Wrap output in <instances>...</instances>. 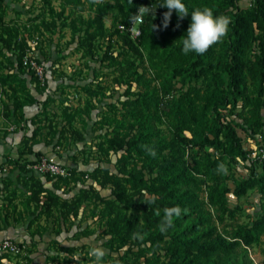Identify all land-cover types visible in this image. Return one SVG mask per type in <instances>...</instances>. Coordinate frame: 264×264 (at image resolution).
Returning <instances> with one entry per match:
<instances>
[{
	"label": "trees",
	"instance_id": "trees-1",
	"mask_svg": "<svg viewBox=\"0 0 264 264\" xmlns=\"http://www.w3.org/2000/svg\"><path fill=\"white\" fill-rule=\"evenodd\" d=\"M239 1L182 0L189 14L179 19L173 10L165 28V0H102L99 4L73 0L81 10L87 3L95 10L87 29L96 28L87 33L88 39L105 35L110 15L111 35L116 33L127 51L147 63L140 71L136 60L127 58L124 65L105 53L129 89L140 88L134 98L123 102L120 117L114 115L105 134L107 155L121 152L118 173L101 166L93 172L102 187L112 189L109 198H101V216L108 218V244L119 247L111 251L120 256H110L105 264H121L131 254L145 257L146 264H158L160 251L169 257L167 264H254L248 249L264 243V205L261 215L240 222L241 208L230 206L229 195L240 199L256 190L264 199V169L249 162L250 149L240 134L260 137L258 146L264 145V0H253L246 9L239 7ZM2 3L0 51L17 38L16 32L3 28ZM149 3L157 6V12L145 18L141 36L132 39L121 34L119 26L130 23V16ZM204 7L211 8L214 16L230 18L228 32L205 54L185 55L180 38L186 37L191 12ZM25 74L20 72L14 80L26 93L27 100L17 97L16 102L23 117L24 107L40 105L27 88ZM143 146L154 149L156 156ZM27 153H32V146L23 152ZM27 159L23 157L21 165ZM220 164L226 166V174L218 171ZM89 191L82 189L71 205L87 201ZM175 206L188 211L174 217L173 226L161 233L158 226L164 209ZM71 215L76 217L78 208ZM262 252L264 264V248Z\"/></svg>",
	"mask_w": 264,
	"mask_h": 264
},
{
	"label": "rangeland",
	"instance_id": "rangeland-1",
	"mask_svg": "<svg viewBox=\"0 0 264 264\" xmlns=\"http://www.w3.org/2000/svg\"><path fill=\"white\" fill-rule=\"evenodd\" d=\"M72 2L73 0H3V28L12 33L16 32L17 38L10 47H4L0 51V130L10 131L9 129L14 128L15 131L19 127L24 129L29 121H32L35 133L33 137L24 138L25 150L35 145L36 135L48 144L55 143V148L60 146L61 149L57 151L67 152L68 148L73 150L78 146L75 155L86 165L85 168L80 170L56 163L43 155L33 158L31 162H24L20 167L21 177L23 182L28 183L36 181V176H42L29 168L41 158L66 168L68 175L64 177L43 176L53 182L55 189L48 206L52 208V216L63 219L67 222L66 225L71 223V218L80 220V227L82 223L87 224L84 230L72 235L73 240L77 241L76 246H53L55 248L52 251L53 256L49 257V264H92L88 252L93 246L104 249L105 264L111 261L110 256H120L111 251L119 247L111 248L108 244V218L101 216L104 208L101 198H109L112 189L109 185L102 187L101 180L94 178L93 172L101 166L118 173L117 157L121 152L107 155L105 150L109 145L105 134L111 130L110 123L114 115L120 117L123 102L129 96L134 98L140 91L136 85L129 89L128 84L121 79L122 73L109 65L105 53L117 57L122 62L127 58L136 60L140 71V66L147 63L142 58L136 59L137 56L127 51L128 47L116 33L111 35L114 29L110 15L106 17L105 35L95 40L88 39L87 33L91 34L96 28L95 26L87 29L89 20L95 17V10L88 3L84 10H81ZM252 2L253 0H240L238 5L246 9ZM120 33L122 34L121 31ZM28 54L45 67L44 83L24 66L23 58ZM20 72L26 73L24 78H27V74L32 77L30 83H35L39 98L43 100L39 101L40 105L46 106L33 120L23 117L16 109L17 97L27 100L26 93L20 91L18 82L14 81L18 80ZM49 80L53 81L51 85ZM15 90H18L17 93ZM240 134L246 149L258 147L260 137L254 139L241 131ZM240 169L243 174L248 173L247 168L241 166ZM11 183L13 181L7 182L6 185L10 186ZM78 184L81 187H78ZM230 186L234 188L232 182ZM82 189L90 190L88 200L82 204L71 205L70 202L74 203L75 197ZM58 190L63 193L62 197L56 193ZM30 191L32 195H36L44 190L38 185H32ZM8 194H12V190L8 189ZM229 202L232 208H241L240 222H249L255 215H261L264 205V199L256 190H250L240 199L231 193ZM74 207L78 208L76 217L71 215ZM59 211L63 218L59 217L60 213L56 215ZM263 248L264 243L248 249L254 264H261ZM158 254V264H167L170 261L165 252L160 251ZM129 258L128 261H120L121 264L147 263L143 256L131 254Z\"/></svg>",
	"mask_w": 264,
	"mask_h": 264
},
{
	"label": "crops",
	"instance_id": "crops-1",
	"mask_svg": "<svg viewBox=\"0 0 264 264\" xmlns=\"http://www.w3.org/2000/svg\"><path fill=\"white\" fill-rule=\"evenodd\" d=\"M51 71V69H50ZM26 84L30 94L38 101L39 90L35 83H30L31 76L27 74ZM53 83L49 80V84ZM45 102V101H44ZM46 108V106L33 104L24 107L23 113L27 119L33 118ZM32 122V121H31ZM29 121L23 129L17 128L15 131L0 130V240L9 238L25 246V251L21 255H0V264H49V257L53 256V246H76L72 238L74 233L82 231L87 226L86 222L80 227L75 218H71V223L66 225V221L54 218L52 208H49L50 196L54 192V184L43 176H36V181H22L23 157L32 161L38 156H46L50 160L65 164L76 169L85 168L86 165L80 162V158L75 154L77 147L67 152L60 146L55 148V143H47L40 140L36 135L37 142L32 146V153L27 152L23 140L25 137H33L35 129ZM7 186V182H12ZM32 185L41 187L44 191L32 195L30 188ZM78 187L81 185L78 184ZM77 187V188H78ZM8 189L12 194H8ZM59 197L63 196L59 190L56 192ZM74 195V194H73ZM71 195V196H73ZM66 197V196H65ZM63 218L61 211L56 212ZM81 216V215H80ZM79 216V219H80ZM69 229V230H68Z\"/></svg>",
	"mask_w": 264,
	"mask_h": 264
},
{
	"label": "clouds",
	"instance_id": "clouds-1",
	"mask_svg": "<svg viewBox=\"0 0 264 264\" xmlns=\"http://www.w3.org/2000/svg\"><path fill=\"white\" fill-rule=\"evenodd\" d=\"M94 4H99L102 0H91ZM168 11L164 13V27L168 26V21L171 18L173 10L177 13L179 19H183L189 14L188 7L182 0H165L162 4ZM153 9L141 6L138 13L130 16L133 24H142L143 17L152 13ZM231 20L226 15L214 16L213 10L209 7L196 8L191 12V23L187 29L186 37H181L182 52L187 55L196 53L198 55L205 54L209 48L218 43L228 32ZM145 147L149 155L155 157L154 149ZM218 171L227 173V168L224 164L218 166ZM187 209H181L179 206L164 209L163 220L160 223L159 231L164 233L168 228H171L174 223V217H180L182 213L186 214ZM159 215V210L156 212ZM88 256L92 258V264H104L105 251L100 246H93L88 252Z\"/></svg>",
	"mask_w": 264,
	"mask_h": 264
},
{
	"label": "built area",
	"instance_id": "built-area-1",
	"mask_svg": "<svg viewBox=\"0 0 264 264\" xmlns=\"http://www.w3.org/2000/svg\"><path fill=\"white\" fill-rule=\"evenodd\" d=\"M145 7L152 8L153 12H157V8L153 3H149L144 5ZM138 13V12H137ZM146 14L143 17V23L145 22V18L149 16ZM142 23V24H143ZM142 24H133L132 21L128 24H121L119 26V30L122 33L129 35L132 39H137L141 36ZM23 64L26 66L39 80L44 83L45 81V67L39 64L34 58H31V55L28 54L23 58ZM1 127V125H0ZM14 128L9 129L13 131ZM248 160L249 162L255 163L259 166L260 169H264V145H260L254 149H250L248 152ZM29 168L42 176L49 177H64L68 175V170L63 166H60L54 162H51L48 159L41 158L40 161L30 165ZM25 251V246L19 242H16L12 239L5 238L0 240V255H21Z\"/></svg>",
	"mask_w": 264,
	"mask_h": 264
}]
</instances>
